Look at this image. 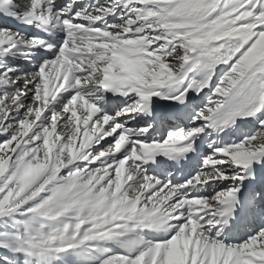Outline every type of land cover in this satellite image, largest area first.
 Instances as JSON below:
<instances>
[{
    "label": "snow or ice",
    "instance_id": "obj_1",
    "mask_svg": "<svg viewBox=\"0 0 264 264\" xmlns=\"http://www.w3.org/2000/svg\"><path fill=\"white\" fill-rule=\"evenodd\" d=\"M0 264H264V0H0Z\"/></svg>",
    "mask_w": 264,
    "mask_h": 264
}]
</instances>
